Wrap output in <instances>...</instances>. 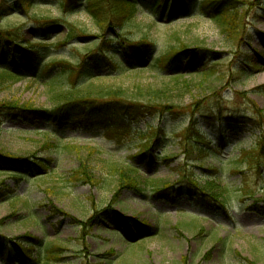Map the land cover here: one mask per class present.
Returning <instances> with one entry per match:
<instances>
[{"label":"rangeland","instance_id":"obj_1","mask_svg":"<svg viewBox=\"0 0 264 264\" xmlns=\"http://www.w3.org/2000/svg\"><path fill=\"white\" fill-rule=\"evenodd\" d=\"M175 1L168 0L170 5L163 14H156L150 6L139 8V28L131 30L132 40L148 33L155 49L146 61L130 70L116 71L111 64L124 59L118 42L108 46L115 49V57L105 56L89 44L101 34L82 3L70 12L43 3L28 15L16 11L3 20L5 28L19 29L26 39L35 41L38 58L32 55L33 61L25 62L27 70L20 73V80L10 81L1 91V102L32 101L40 109L51 108L54 97L70 91L74 82L69 73L53 80L61 73L60 67L79 63L92 54L95 56L88 62L95 78L82 88L91 96L111 89L137 97L146 96L145 91H167V102L181 108L201 98L204 106L211 108L207 114L215 120V129H209L207 123L203 129L216 146V156L206 160L205 172L186 159L179 135L192 114L167 117V121L148 118L112 136L99 126L77 128L1 113L0 171L5 174H0V183L15 194L0 201V264H29L25 251H30L29 257L38 264H264V169L252 171L238 165L241 152L248 151L261 135L260 130H251L250 120L258 121V111L264 112V61L260 57L264 59V0H238L247 12L245 28L239 35L249 38L244 43L230 38L213 20L199 14L198 6L205 0L195 1L198 14L170 16ZM176 6L182 10V0H177ZM43 18L69 23L74 35L84 33L89 38L60 47L59 41L67 32L59 26L51 29L49 40L40 42L38 20ZM111 34L107 32V38ZM182 47L187 52L168 67L164 55ZM2 50L8 55L0 57V64L16 72V47L0 43ZM190 58L193 64H189ZM196 65L215 66V74L204 78ZM247 65L261 69L245 77L240 69ZM177 75L181 78L176 81ZM152 127L166 131L157 152L173 160L167 164L160 161L150 170L142 167L141 174L148 181H170L175 191L181 189L183 193L165 200L155 198L151 188L142 194L126 189L120 194V202L113 204L118 184L112 167L132 163L141 137ZM222 130L227 139L225 147L218 144ZM33 162L44 163L49 171L31 168ZM179 166L196 172L195 180L201 185L216 182L228 199L226 208L212 197L202 202L192 196L188 183L176 172ZM215 168L220 170L218 175L206 172ZM77 170L83 174L79 181L74 176ZM12 172L20 173L22 179ZM111 205L112 211L128 220L131 238L121 232L125 225L112 211L116 215L110 214L108 225H89L95 208L102 211ZM144 220L157 229L156 236L148 237L150 233L137 224ZM115 230L123 233V238L112 232ZM27 235L42 244L29 247Z\"/></svg>","mask_w":264,"mask_h":264},{"label":"trees","instance_id":"obj_2","mask_svg":"<svg viewBox=\"0 0 264 264\" xmlns=\"http://www.w3.org/2000/svg\"><path fill=\"white\" fill-rule=\"evenodd\" d=\"M195 1L196 0H182V10H179L176 6L177 0L172 2V6L169 9L170 16H175L180 12L182 14H198L195 12L197 6ZM43 3L57 7L62 10V12L73 11L77 6H80L81 3L84 4L85 11L91 16V19L98 27L101 34L95 36V40L89 44L96 47L99 53L105 56L110 54L111 57L116 56V51L113 47L108 46L113 42H118L120 44V50L124 53V59L111 63L116 71H119L120 68H125V70L136 68L139 63L146 61L149 58L150 52L155 49V44L150 39L148 33L144 32L140 38L134 41L132 40L133 37L131 33L133 29L135 27L139 28V24L137 23L139 8H144V10H146L148 6H150L156 14H163L170 5L168 0H0V43H5V47L7 45L11 48L16 47V50L13 52V68H15L16 72L5 67L7 66L5 63L0 64V93L4 91L10 81H18L22 78L20 73L27 70L24 64L26 61L32 60V55L38 58L34 53L35 41L31 42L26 39L19 29L5 28L3 26V20L7 16L15 14L16 11L28 15L31 9ZM247 3L248 2H246V4ZM239 4L241 5L239 6ZM245 8L243 2L238 0H205L199 4L198 12L201 16L213 20L227 36L234 39L237 38L238 42L244 43L247 42L249 38L245 34L241 37H239V35L243 32L247 20ZM38 22L40 24L38 29L42 37L40 42L49 40V38H51V29L59 26H63L67 32V37L59 41V43H62L59 44L60 47L65 46L75 39L85 40L89 38V36L84 33H82V35H74L72 31L73 28L69 23L62 22L59 19L43 18L39 19ZM109 31L113 34L107 38L106 33ZM186 50L187 48L185 47L181 49L173 48L169 53H166L164 57L168 67L175 60L179 59L184 52H187ZM7 55V52L5 53L3 50L0 51V57H5ZM93 56L95 55L90 54L88 58H85L79 63L68 62L60 67L61 73L56 75L53 80L59 78L63 73H69L70 77L74 76V82H72L70 91L60 93L54 97L55 103L51 108L40 109L32 101H18L14 103L7 101L1 102L0 100V114L2 113L3 115V113H6L11 117L22 118L26 121L33 122L39 120L40 122H53L55 124L71 125L77 128L99 126L105 129L106 132H110L112 136L116 135L121 128L128 126L130 128L132 123H140L148 118L167 121V117L178 119L186 114H192V117H189L187 127L179 135L182 139L180 141V147L183 148L186 159L194 162V164L198 166L196 167L197 170L204 171L205 162L210 159L209 156H216V146H214V142L208 140V135L203 129L204 123H207L211 130L216 128L213 116L207 114V112L211 111V108L208 107V105L204 106L205 103L201 98L195 99L194 104L190 107L181 108L172 106L167 102V91H145L147 94L146 96L137 97V95L128 96L122 89H111L107 91L100 90L96 96H91L89 91H83L82 88L95 78L93 68L88 62V59L93 60ZM260 57L264 61L262 56ZM189 64H193V60H191ZM196 66L198 74L202 75L204 78L215 74V66ZM257 66L258 65H247L241 67V74L248 77L253 74L254 70L261 69V67ZM179 75L175 76L174 80H179V78H181ZM184 83L188 85L189 82L185 80ZM187 109L191 110V112ZM258 113L260 114L258 121L250 120L253 126L251 130H260L261 135L248 151L244 150L241 152L238 165L244 166L246 169L252 171L261 172L264 169V112L258 111ZM224 122L226 121L221 122V124L223 125ZM230 122L231 121H228L227 123L230 124ZM241 131L242 129L240 132ZM234 132L237 134L238 131L236 130ZM165 137L166 131L164 128H150L149 133L141 137V144L138 147V151L131 157L132 163L127 166L114 165L112 167L114 173H116L118 184L117 192L112 201L113 204H118L120 202V194L126 189L142 194L145 189L151 188L155 198L158 197L165 200H173L176 195L183 193L181 189L175 191L170 181H148L145 180L141 174L142 167L143 170H150L160 161L167 164V162L173 160V157L157 152ZM226 140L222 130L219 133L218 144L221 147H225ZM0 157L3 158L1 155ZM219 158L220 154L216 159ZM45 162L49 164L48 161ZM26 167L27 166L24 168ZM30 167H37L44 173L49 171V167L44 163L33 162L30 164ZM176 172H178L185 183H188V192L192 193V196L200 199L202 202H207V199L212 197L221 204L223 208H226L228 199L216 182H209L205 185H201L195 180L197 177L196 172L183 169L181 166L177 167ZM206 172L211 175H218L220 170L215 168ZM0 174L5 173L0 171ZM10 174L16 178L19 177L22 179L20 173L12 172ZM82 175L83 174L79 172V170L74 174L78 181ZM14 194L15 191L13 189L6 188L4 182L0 183V201L5 198H12ZM113 208V205L102 211L95 208L94 216L89 219V225H108L110 222L108 218L110 214H113L111 213ZM54 212L61 213L60 210H55ZM114 213L118 214L121 218V222L124 223V230L127 229L126 232L124 230L121 232L125 233L128 238H131L133 235L128 228V220L118 212ZM137 224L142 230L150 233L148 237L156 236L157 229L152 227L147 220L142 222L137 221ZM112 232L123 238V233L121 235L116 230ZM25 239L29 240L27 243L29 247L42 244L41 240L28 235L25 236ZM143 239H146V237L144 236ZM27 252L30 251H25L24 254L28 259V263L38 264L39 262L33 261Z\"/></svg>","mask_w":264,"mask_h":264}]
</instances>
